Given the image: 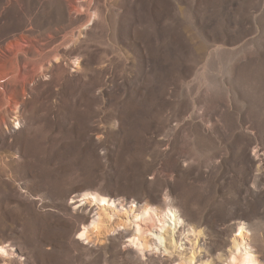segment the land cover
<instances>
[{
	"label": "rangeland",
	"instance_id": "rangeland-1",
	"mask_svg": "<svg viewBox=\"0 0 264 264\" xmlns=\"http://www.w3.org/2000/svg\"><path fill=\"white\" fill-rule=\"evenodd\" d=\"M84 193L175 210L208 264L243 224L264 264V0H0L3 264H164Z\"/></svg>",
	"mask_w": 264,
	"mask_h": 264
},
{
	"label": "bare ground",
	"instance_id": "bare-ground-1",
	"mask_svg": "<svg viewBox=\"0 0 264 264\" xmlns=\"http://www.w3.org/2000/svg\"><path fill=\"white\" fill-rule=\"evenodd\" d=\"M70 208L84 210L89 214L91 227L99 224L100 221L111 222L114 216H118L121 224L117 229L120 231V237L125 239V249L136 257L153 255L164 264H208L198 253L194 255L195 249L198 248L197 240L191 243L186 236L182 246L180 236L183 233V222L173 209L162 213L158 208L145 206L140 207L139 212L131 217V213L121 203L96 193H84L72 197ZM238 232L237 235L232 236L227 255L223 259L221 257L215 264H259L258 258L252 253L247 236L243 233V224L239 225ZM175 233L178 235L176 240ZM79 236L80 239L84 237L86 240L88 235L83 231ZM0 249L3 250V247ZM1 257L0 264H3Z\"/></svg>",
	"mask_w": 264,
	"mask_h": 264
}]
</instances>
